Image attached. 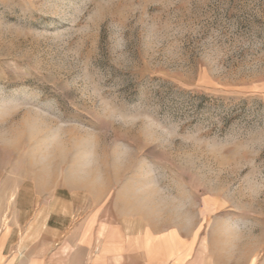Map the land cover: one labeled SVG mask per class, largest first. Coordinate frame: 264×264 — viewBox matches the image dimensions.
Segmentation results:
<instances>
[{"label": "rangeland", "instance_id": "rangeland-1", "mask_svg": "<svg viewBox=\"0 0 264 264\" xmlns=\"http://www.w3.org/2000/svg\"><path fill=\"white\" fill-rule=\"evenodd\" d=\"M0 209L264 264V0H0Z\"/></svg>", "mask_w": 264, "mask_h": 264}, {"label": "crops", "instance_id": "crops-1", "mask_svg": "<svg viewBox=\"0 0 264 264\" xmlns=\"http://www.w3.org/2000/svg\"><path fill=\"white\" fill-rule=\"evenodd\" d=\"M35 211L21 224L0 209V264H214L206 238L176 229L134 236L98 217L92 230H77L68 213Z\"/></svg>", "mask_w": 264, "mask_h": 264}, {"label": "snow or ice", "instance_id": "snow-or-ice-1", "mask_svg": "<svg viewBox=\"0 0 264 264\" xmlns=\"http://www.w3.org/2000/svg\"><path fill=\"white\" fill-rule=\"evenodd\" d=\"M52 19H53L54 22H56V21H58L60 19V17L54 16V17H52Z\"/></svg>", "mask_w": 264, "mask_h": 264}]
</instances>
